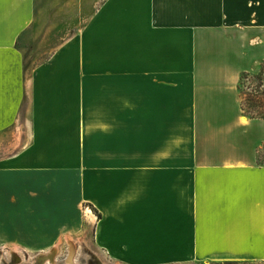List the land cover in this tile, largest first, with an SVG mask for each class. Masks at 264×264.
Returning a JSON list of instances; mask_svg holds the SVG:
<instances>
[{"label": "crops", "instance_id": "0c3cea01", "mask_svg": "<svg viewBox=\"0 0 264 264\" xmlns=\"http://www.w3.org/2000/svg\"><path fill=\"white\" fill-rule=\"evenodd\" d=\"M263 68L264 0H0L2 246L91 230L130 264L264 262V118L240 90Z\"/></svg>", "mask_w": 264, "mask_h": 264}, {"label": "rangeland", "instance_id": "374dc122", "mask_svg": "<svg viewBox=\"0 0 264 264\" xmlns=\"http://www.w3.org/2000/svg\"><path fill=\"white\" fill-rule=\"evenodd\" d=\"M68 18L69 16L59 18V23H55L53 31H48L46 35L42 33V36H31L29 41L22 44L26 50L27 70L46 59L50 51L57 47L61 38L67 33L65 30L67 24L65 23ZM260 72L251 73L250 79L246 80L240 89L242 93L249 94L252 90L257 89L264 90L260 81L254 78ZM2 244L3 239H0V264H130L99 249L94 243L91 230L81 236L67 238L56 246L30 247L28 249L19 245L15 246L13 242L10 246H2ZM225 262L208 261L183 264H225ZM240 264H264V262L241 261Z\"/></svg>", "mask_w": 264, "mask_h": 264}, {"label": "trees", "instance_id": "16d2710c", "mask_svg": "<svg viewBox=\"0 0 264 264\" xmlns=\"http://www.w3.org/2000/svg\"><path fill=\"white\" fill-rule=\"evenodd\" d=\"M251 74L244 73L241 77L240 89L242 88L244 82L249 80ZM254 78L261 83V87L264 86V68L261 70L258 76ZM242 109L244 113L250 118H264V90L259 91L252 90L249 94L242 93ZM99 217L101 215L99 214ZM241 262H230L227 261L225 264H240Z\"/></svg>", "mask_w": 264, "mask_h": 264}]
</instances>
